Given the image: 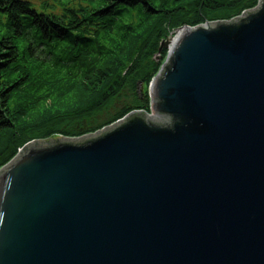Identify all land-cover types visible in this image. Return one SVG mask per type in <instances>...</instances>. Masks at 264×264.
<instances>
[{
  "label": "water",
  "instance_id": "95a60500",
  "mask_svg": "<svg viewBox=\"0 0 264 264\" xmlns=\"http://www.w3.org/2000/svg\"><path fill=\"white\" fill-rule=\"evenodd\" d=\"M163 49L150 114L0 169V264H264V0Z\"/></svg>",
  "mask_w": 264,
  "mask_h": 264
},
{
  "label": "trees",
  "instance_id": "16d2710c",
  "mask_svg": "<svg viewBox=\"0 0 264 264\" xmlns=\"http://www.w3.org/2000/svg\"><path fill=\"white\" fill-rule=\"evenodd\" d=\"M259 0H0V169L35 141L151 112L171 33L229 22Z\"/></svg>",
  "mask_w": 264,
  "mask_h": 264
},
{
  "label": "rangeland",
  "instance_id": "374dc122",
  "mask_svg": "<svg viewBox=\"0 0 264 264\" xmlns=\"http://www.w3.org/2000/svg\"><path fill=\"white\" fill-rule=\"evenodd\" d=\"M28 1H30V2L33 3L34 5H38L42 0H28ZM242 14H244V13H242ZM241 16H242V15H241ZM170 35H171V34H170ZM170 35H169L168 38H170ZM147 114H150V112L147 113ZM58 139H61V137H54V138H52V139L43 140V141H38V142L53 141V140H58Z\"/></svg>",
  "mask_w": 264,
  "mask_h": 264
}]
</instances>
